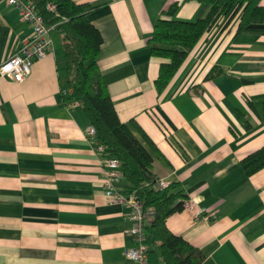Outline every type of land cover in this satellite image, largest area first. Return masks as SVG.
<instances>
[{"label": "crops", "instance_id": "1", "mask_svg": "<svg viewBox=\"0 0 264 264\" xmlns=\"http://www.w3.org/2000/svg\"><path fill=\"white\" fill-rule=\"evenodd\" d=\"M102 36L98 65L120 119L155 143L152 172L199 197L167 227L204 254L199 264H264V166L247 174L241 158L264 144V20L237 32L239 13L220 16L189 51L161 92L162 61L150 53L155 20L203 17L198 0H74ZM264 2V0H263ZM226 23V24H225ZM32 33L19 11L0 0V64ZM22 80L0 72V264H129L124 249L129 207L104 194L102 153L87 134L77 101H64L60 32ZM208 75V77H206ZM153 113L158 117V123ZM120 177L116 187L125 190ZM148 227L147 259L162 264Z\"/></svg>", "mask_w": 264, "mask_h": 264}, {"label": "trees", "instance_id": "2", "mask_svg": "<svg viewBox=\"0 0 264 264\" xmlns=\"http://www.w3.org/2000/svg\"><path fill=\"white\" fill-rule=\"evenodd\" d=\"M26 1L35 6L47 25L60 32L64 88L67 91L64 101L80 104L87 121L95 127L97 140L105 145L107 155L119 159L121 177L127 182L124 191L135 193L144 207L152 211L150 226L158 238L162 264H199L204 258L202 251L166 225V217L183 208L185 194L179 182H169L165 187L155 186L157 177L152 172L153 156L142 140L159 154L155 143L132 119L142 138L137 136L116 111L97 61L102 36L86 16L91 6L74 0ZM198 1L209 5L205 16L192 20L177 18L174 16L177 3H174L164 11L167 16L157 18L153 24L148 38L150 53L168 59L160 63L154 80L158 92L164 89L202 34L215 25L220 16H228L227 23L239 13L237 32L263 27V0ZM50 4L54 9L48 7ZM153 117L160 122L154 113ZM240 162L247 174L262 168L264 144L247 153Z\"/></svg>", "mask_w": 264, "mask_h": 264}, {"label": "built area", "instance_id": "3", "mask_svg": "<svg viewBox=\"0 0 264 264\" xmlns=\"http://www.w3.org/2000/svg\"><path fill=\"white\" fill-rule=\"evenodd\" d=\"M14 6L20 17L27 21L32 28L30 36L25 38L20 46L11 52L6 60L0 64V72L16 80H22L31 71L34 59L40 58L52 49V38L50 36L51 25L44 22L43 17L36 11L35 6L26 0H6ZM54 9V5H48ZM87 134L95 137V127L89 124L86 128ZM98 151L102 153V176L104 183V194L108 201L120 202L129 207L128 218L130 226L128 233L132 243L124 249V255L129 264H149L147 259L146 229L148 227L147 212L143 201L133 192L120 190L116 187V182L121 177L120 161L117 157L107 155L106 147L98 142ZM168 180L164 177H157L156 187H165ZM199 197L189 195L182 200V207L191 209L198 215L202 209L198 206Z\"/></svg>", "mask_w": 264, "mask_h": 264}]
</instances>
